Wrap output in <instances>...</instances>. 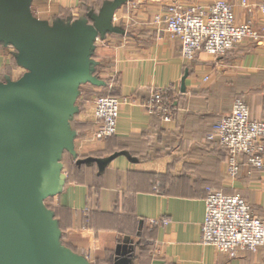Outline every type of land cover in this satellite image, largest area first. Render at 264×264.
<instances>
[{
    "label": "crops",
    "instance_id": "0c3cea01",
    "mask_svg": "<svg viewBox=\"0 0 264 264\" xmlns=\"http://www.w3.org/2000/svg\"><path fill=\"white\" fill-rule=\"evenodd\" d=\"M111 1L32 0L30 9L50 25L90 23V15ZM173 1L129 0L115 11L113 24L124 33L107 34L98 52H108L112 79L95 75L103 84H90L106 88L114 81V95L129 101L121 105L114 136L84 145L95 129L92 105L75 104L69 128L84 150L74 149L77 158L69 153L71 168L61 165L64 182L45 205L62 246L88 264H124V258L128 264H264V245L231 256L201 243L207 188L241 193L264 218V168L231 180L225 151L206 139L213 122L230 112L234 97L247 101L252 118L264 117V42L244 40L217 57L201 50L186 61L179 40L153 23L156 12ZM228 1L237 22L264 25V15L255 9L264 0H247L250 10L241 0ZM5 46L10 45L0 43V82L15 81L19 78L6 80L10 61L4 56L15 49ZM95 48L96 43L93 71L99 61ZM156 88H165L176 107L172 118L149 114L140 105ZM86 156L92 161L77 162Z\"/></svg>",
    "mask_w": 264,
    "mask_h": 264
},
{
    "label": "water",
    "instance_id": "95a60500",
    "mask_svg": "<svg viewBox=\"0 0 264 264\" xmlns=\"http://www.w3.org/2000/svg\"><path fill=\"white\" fill-rule=\"evenodd\" d=\"M127 1L104 4L90 23L50 25L32 14V0H0V43L26 70L0 82V264H88L62 246L45 200L64 182L61 152L77 158L69 120L79 88L103 84L92 73L95 42L124 33L113 18Z\"/></svg>",
    "mask_w": 264,
    "mask_h": 264
},
{
    "label": "built area",
    "instance_id": "2783aa9c",
    "mask_svg": "<svg viewBox=\"0 0 264 264\" xmlns=\"http://www.w3.org/2000/svg\"><path fill=\"white\" fill-rule=\"evenodd\" d=\"M244 5L246 4L243 0ZM264 13V3L258 7ZM167 31L181 42V55L191 59L194 53L204 49L209 54H218L245 38L264 42V28L238 24L234 20L231 5L224 0H215L208 6H184L180 1L169 5L164 19ZM154 100L159 103L160 96ZM119 109L117 98L104 96L95 103L94 115L98 122L95 137L105 138L116 130ZM228 145L231 158L234 152L254 151L249 154L252 165L262 162L259 152L264 147V122L249 118V110L242 100L233 103L232 112L214 125V131ZM256 139V142H255ZM255 142V143H254ZM254 144L247 149L248 144ZM257 152V153H256ZM206 209L201 224V243L213 246L218 251L234 256L239 249L255 251L264 243V222L255 216L248 204L238 195H225L207 188Z\"/></svg>",
    "mask_w": 264,
    "mask_h": 264
},
{
    "label": "rangeland",
    "instance_id": "374dc122",
    "mask_svg": "<svg viewBox=\"0 0 264 264\" xmlns=\"http://www.w3.org/2000/svg\"><path fill=\"white\" fill-rule=\"evenodd\" d=\"M174 1H179V0H174ZM214 1H212V2H210L208 4H202V3L185 4V3H182V2L181 3H182V5H184L186 7H188V6H198V5L208 6V5L212 4ZM224 1L231 5L232 12L234 14V20H235L236 23H238V24L245 23V24H249L251 26L253 25L256 29H259V30H261L262 28H264V25H261V24L260 25H255V24H253L249 20H246L244 22H237L236 17H235V13H234V10H233V4L230 1H228V0H224ZM244 1H245L246 4L244 5L242 3L243 0H241V5H243L247 9H249L251 7V5L249 6V4H247V0H244ZM126 3H124V4H126ZM263 3L264 2L256 5L255 6V9L258 10V7L261 4H263ZM165 8H164L165 10L164 9H161L159 12H156V14L153 16V23L155 24L156 27L162 28L166 32H168L167 31V28H166L165 21H161L160 23H158L155 20L156 19V16H158L160 20H163L164 19L165 14H167V12H168V5H166ZM259 13L262 16L264 15V13H262L261 11H259ZM176 38L179 40V43H180V55H181V42H180V39L178 37H176ZM244 40H250L251 42H254L256 44L260 43L259 41L254 40V39L249 38V37L243 39L241 42H243ZM241 42L236 43L232 47H229L228 49H226L223 52L218 53V54H209L204 49H200V50H198V51H196L194 53V55H193V57L191 59H185V58L182 57V55H181V57H182V59H184L186 61L193 60V58L196 55V53L199 52V51H201V50L204 51V52H206L208 55L217 57V56L223 55L226 52L230 51L231 49L235 48ZM95 43H96V48H95V51H94V56H95L94 58L97 59V60H99V61H98V64L96 65V67H95V71H93L92 73H93L94 76L97 75L101 79L102 78H107L108 79L109 74H108L107 69L110 66V62H111L110 57L107 54L108 52H105L104 54H99L98 55L99 49L101 48L102 43H103V40L102 39H100V38L97 39ZM5 47L6 48H9L10 46H5ZM10 50H11V47H10ZM4 56L8 57L9 58V61H10V63L8 65H6V67H5L6 68V71L8 72V75H6V80L20 78L24 74L25 71H24V69L17 62L16 52L15 51L14 52L6 51ZM13 67H14V69H16V72L14 74H12L13 72L11 73ZM104 69H106V70H104ZM109 78L112 79V76L109 77ZM79 92L80 93H79V95L76 98L75 104L78 105V108H82L86 104L92 105L93 116H94V123H95V129L93 131L92 139L86 140V142L83 141L84 142L83 145L84 144H87V143H90V142H93V141H96V142H100V141L101 142H104L105 140H108L109 138H111L112 136H114L115 133H116V131H117V122H118V117H119L120 110H121V105H122V103H123L124 100L126 102H128L129 101V98L125 97V99H124V97H120V96L114 95L115 94V82L114 81H111V83L106 88L105 87L92 86L90 83H83L80 86ZM156 94H159V96H160V102L159 103H157L154 100V97H155ZM104 96L114 97V98H117L118 101H119V109H118V113H117V116H116V130H115L114 134L109 135V136H107L105 138H97V137H95V135H96L97 130H98L97 129L98 122H97V120L95 118V115H94V109H95V103H96V101L99 98H102ZM237 100H242L247 105L248 110H249V118H250V120H253L255 122H260V123L264 122V117L263 118H260V119H254V118H252L251 112H250V107H249V104L247 103V101L243 97L237 96V97H234L233 100H232L230 112L228 114H226V115H223L219 119L215 120L213 122V124L211 125V130L207 134L206 139H207L208 143L210 145H212L213 147L222 148L225 151L224 168H225L226 176H228L231 180L238 179L241 174L250 175L254 171H259V170H262L264 168V147L262 148L261 151H257V152L260 153V155L262 157L261 164H258V165H255L254 166V165H252V163L249 160V158H250L249 154H252V153L254 154V151L248 152V151L242 150L240 152H234L235 157L234 158H231L232 156H231V152H230L231 150L229 149L230 147L228 145H226L225 143H223L221 141V137L219 139V136L215 132H213L214 131V125H215V123L218 122L219 120H221L222 118L227 117V116H229L231 114L232 108H233V103L236 102ZM169 103H170V100L168 99V96L166 95V89L165 88H156V89L151 90L149 98L146 101L141 102L140 105L149 114H155L157 116H161L164 119V118H169V117L172 118L173 113L176 110V107H171L172 104L170 105ZM169 107H170V110H169ZM74 116L76 117V115H74ZM75 117H74V119H75ZM71 118H70V120H71ZM255 142H256V139H255ZM72 144H73V148L75 150L77 149V147H79V148L84 147V146H82V143L80 145V143L77 142V144H76L75 142L72 141ZM250 146L254 147V144L250 143V144L246 145L244 147V149H247ZM76 155L78 156V154H76ZM92 158L93 157H90L89 158V156H86V159H92ZM59 162L61 163L62 167H65L66 169H68V168L70 169L71 168V157H70L69 152H67V151L61 152ZM210 189L213 190V191L221 192V193H223L225 195H236V194H238L248 204L251 212L255 216H257L258 218H260L264 222V218L263 217L255 214L252 211V208H251L250 203L241 195V193H238V192H225V191L216 190V189H212V188H210ZM205 209H206V198L204 199V216H205ZM160 222L166 224L168 222V220L161 219ZM263 245H264V243L261 246H263ZM205 246H208V245H205ZM261 246H259L255 251H257ZM211 247H213V246H211ZM238 251H251V250H248V249H239ZM255 251H251V252H255Z\"/></svg>",
    "mask_w": 264,
    "mask_h": 264
}]
</instances>
